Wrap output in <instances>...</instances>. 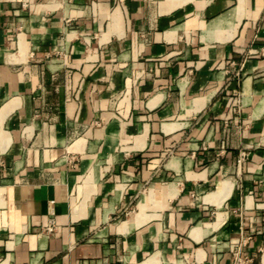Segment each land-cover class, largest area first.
<instances>
[{"label": "crops", "instance_id": "obj_1", "mask_svg": "<svg viewBox=\"0 0 264 264\" xmlns=\"http://www.w3.org/2000/svg\"><path fill=\"white\" fill-rule=\"evenodd\" d=\"M239 245L264 264V0H0V264Z\"/></svg>", "mask_w": 264, "mask_h": 264}, {"label": "built area", "instance_id": "obj_2", "mask_svg": "<svg viewBox=\"0 0 264 264\" xmlns=\"http://www.w3.org/2000/svg\"><path fill=\"white\" fill-rule=\"evenodd\" d=\"M245 153H242V157L244 156ZM242 158L240 159V161ZM57 224L54 219H50L48 225L45 227L46 233L47 234H55L57 232ZM251 258L247 256H243V251H242V245L237 246L235 251L233 252V262L232 264H246L250 262Z\"/></svg>", "mask_w": 264, "mask_h": 264}]
</instances>
